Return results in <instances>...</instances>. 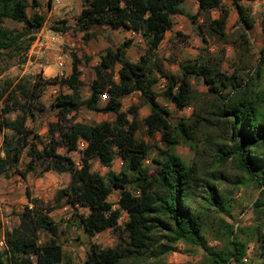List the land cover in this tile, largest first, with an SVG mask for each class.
Masks as SVG:
<instances>
[{
  "label": "trees",
  "instance_id": "obj_1",
  "mask_svg": "<svg viewBox=\"0 0 264 264\" xmlns=\"http://www.w3.org/2000/svg\"><path fill=\"white\" fill-rule=\"evenodd\" d=\"M197 1L198 11L192 13L185 9V0H83L84 6L77 18L82 29L90 30L97 24L125 27L146 40L149 57L130 61L126 57V48L133 40L127 39L116 49L107 48L101 55L95 68L96 78L85 99L80 91L84 85L80 80V59L75 55L68 76L45 78L39 75L24 85L18 82L11 94L4 98L0 108V130L4 132L0 173L14 170L25 178L42 164L45 172L69 173L71 179L68 186L56 191L53 201L33 197L27 190L30 203L20 212L19 224L5 233L0 264H69L58 240L59 226L50 215L55 209L67 205L91 236L118 228L123 211L128 216L122 225L129 238L126 246L102 247L94 243L87 252L86 264H125L139 262L149 255L161 258L173 252L179 241L203 248L209 255L208 264H247L248 245L256 239L262 246V260L256 264H264L263 222L251 228L243 222L235 228L238 216H233L231 221L221 218L217 231L226 243L220 250L209 246L204 236L208 218L203 208H192L193 191L204 190L209 206L226 215H231V204L220 199L216 185L201 175L198 165L187 164L176 151L181 138L188 142L196 140L200 124H189L186 118H182L177 126L174 125L169 119V110L158 101L162 96L182 110L193 97V78L200 77L209 85L221 102L218 115H227L231 119L233 144L226 146L227 159L232 157L237 167L260 190L254 208L263 217L264 87L259 84L264 74L262 62L248 71L246 78L234 80L221 67L200 59L182 64L175 74L166 71L161 62L152 58L173 27V17L177 14L188 17L201 30L208 27L219 36H226L228 11L223 5L224 0ZM240 1L234 0L240 18L250 28L254 20L246 15ZM29 6L28 0H0V53L27 50L35 40L36 30L43 26L45 17L36 12L29 16ZM32 6H39V1L33 0ZM214 9L222 11L216 19L210 16ZM4 18L26 23L25 30L5 27ZM54 29L65 32L68 28ZM243 37L248 41L246 35ZM236 72L234 77L239 78ZM160 79L165 80L161 94L153 89ZM48 84L68 86L72 92H60L55 97L57 121L49 124L45 141L27 125V120L35 119L36 111L45 110L41 96ZM136 90L140 91L142 102L124 110L122 98ZM142 104L149 105L150 109L143 119L147 133L151 137L160 133L161 141L167 146L166 150H161L163 157L156 160L158 169L154 174L145 166L150 145L136 136L142 126L139 115ZM83 105L96 112L110 113L114 118L94 124L69 120L71 111ZM13 113L15 117L10 118ZM202 120L209 121V118L202 117ZM177 129L178 135L175 133ZM81 140L86 145L81 150V161L77 163L69 152L77 151ZM61 146L66 148L67 154L59 152ZM25 154L29 160L24 169H20ZM116 156L122 159L120 171L112 169ZM95 158L109 168L106 174L93 169L92 160ZM116 188L121 190L119 208L109 201ZM79 208H86L89 212L80 213ZM159 231L167 233L164 243L156 239ZM43 232L49 236L46 241H41ZM242 232H248L249 236L242 238Z\"/></svg>",
  "mask_w": 264,
  "mask_h": 264
},
{
  "label": "rangeland",
  "instance_id": "obj_2",
  "mask_svg": "<svg viewBox=\"0 0 264 264\" xmlns=\"http://www.w3.org/2000/svg\"><path fill=\"white\" fill-rule=\"evenodd\" d=\"M38 1L39 6L33 7V0H28L30 4L28 15L32 16L36 12L45 17L43 26L36 30V34L42 31L56 30L54 27L68 28L65 31L66 38L58 51L64 56L65 66L59 68L52 53L48 56L35 55L29 59L28 51L31 46L27 50L0 53V108L4 98L11 94L12 88L18 82H22L24 85L27 81L32 82L39 75H43L45 78L68 76L71 73L74 55L80 59V80L84 82L80 91L84 99L90 94L91 84L96 78L95 68L107 48L116 49L125 40L132 39L131 45L126 48V57L132 62L139 61L142 56L149 57L146 40L140 34L125 27L113 28L107 24H97L90 30L82 29L77 23V18L84 6L83 0ZM240 4L244 7L246 15L254 20L252 27H247L240 18L234 0L223 1V5L228 11L225 37L219 36L208 27L201 30L188 17L177 14L173 17V27L166 33L165 39L158 49L153 52L152 58L161 62L166 71L175 74L180 71L182 64L200 59L221 67L234 80L246 78V73L252 71L259 62H262L264 66V0H241ZM184 7L187 11L196 13L199 8L198 1L185 0ZM221 13V9H214L210 11V16L212 19H216ZM3 25L17 31H24L26 27V23L11 18H4ZM243 35L247 36L248 41H245ZM235 70L238 72L236 74L240 76L239 78L234 77ZM192 82L193 97L190 104L184 109H178L162 96L158 97V101L169 110V119L174 125L177 126L182 118H186L189 124L196 122L200 124L196 140L188 142L181 138L180 143L176 146V151L187 164L198 165L201 175L212 180L216 185L220 199L231 204L229 207L231 215H226V213L217 211L215 207L209 206L205 200L204 190L195 189L192 193V208L195 210L203 208L208 218L204 236L209 246L220 250L226 243L217 231L221 218L231 221L233 216L237 217L241 212L246 211L247 218L243 222L247 226L255 227L260 222H263L264 225V215L260 217L254 208V202L260 195V190L249 176L237 167L232 157L227 159L226 149L233 144V130L231 119L227 115L219 116L217 113L218 107L221 105L220 100L202 78H193ZM163 83L164 80L160 79L153 87L159 94L165 89L162 87ZM259 84L264 87V74L259 80ZM60 92H72V89L68 86L48 84L41 96V101L46 107L45 110L36 111V118L27 120V125L42 135L45 141L49 134V124L57 121V109L54 106V101ZM140 94V91L136 90L125 95L122 98L123 109L127 110L133 104H140L142 102ZM149 111L147 104H142L139 108L142 126L136 132V136L139 140H144L150 145V153L145 166L151 174H154L158 169L156 160L163 157L161 150H166L167 146L161 141L160 133H156L153 137L147 133L143 119ZM9 117L14 118L15 114H10ZM202 117L209 118V121H203ZM113 118L112 114L93 111L87 105L72 110L68 117L69 120L89 124ZM175 133L178 135L179 130L177 129ZM3 137L4 132L0 130V149ZM85 145V141H80L79 149L69 152V155L77 163L81 161V150ZM59 152L61 154L68 153L64 146L59 148ZM28 160L29 158L25 154L19 168L24 169ZM92 163L94 170L101 174L107 173L109 168L103 166L99 159H93ZM43 167L42 164H38L37 168L29 172L25 178L14 170L0 173V252L5 248L4 243H1L5 233L19 224L20 212L30 203L27 190L33 197L48 202L53 201L57 190L68 186L71 179L69 173L45 172ZM121 168L122 159L116 156L112 169L120 171ZM120 194L121 190L116 188L109 197V201L115 208L120 207ZM73 212V209L67 205L50 213L59 226L58 240L67 255L69 264H86L87 252L94 243L102 247L126 246V241L129 238L122 227L128 219L125 211L122 212L118 228H110L94 236L86 233L79 223L78 216ZM79 212L87 214L89 211L86 208H79ZM166 234L165 231L156 233L159 243L166 241L164 238ZM240 236L247 238L249 234L242 232ZM40 237L41 241H46L49 238L45 232L41 233ZM248 247L249 262L247 264H256L261 261L262 246L260 241L256 239L250 242ZM175 248L173 252L161 258L149 255L139 262L129 261L125 264H208L209 255L196 244L179 241Z\"/></svg>",
  "mask_w": 264,
  "mask_h": 264
},
{
  "label": "built area",
  "instance_id": "obj_3",
  "mask_svg": "<svg viewBox=\"0 0 264 264\" xmlns=\"http://www.w3.org/2000/svg\"><path fill=\"white\" fill-rule=\"evenodd\" d=\"M65 38L66 33L59 30H48L46 32L42 31L38 33L28 51L29 59L35 55L48 56L52 53L55 56L56 65L59 68H63L65 66V59L64 56H62V54H60L58 51ZM162 87L165 88V80L162 84ZM246 218V211L241 212V214L238 215L237 221L235 222V228L241 226ZM1 243H4V239L1 241Z\"/></svg>",
  "mask_w": 264,
  "mask_h": 264
}]
</instances>
